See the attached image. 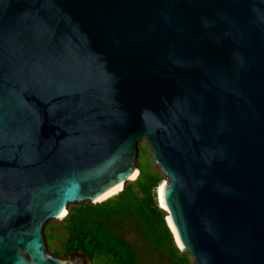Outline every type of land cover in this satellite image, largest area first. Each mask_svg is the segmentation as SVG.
Segmentation results:
<instances>
[{
    "label": "water",
    "instance_id": "95a60500",
    "mask_svg": "<svg viewBox=\"0 0 264 264\" xmlns=\"http://www.w3.org/2000/svg\"><path fill=\"white\" fill-rule=\"evenodd\" d=\"M141 140L193 264H264V0H0V264H90L44 226Z\"/></svg>",
    "mask_w": 264,
    "mask_h": 264
},
{
    "label": "rangeland",
    "instance_id": "374dc122",
    "mask_svg": "<svg viewBox=\"0 0 264 264\" xmlns=\"http://www.w3.org/2000/svg\"><path fill=\"white\" fill-rule=\"evenodd\" d=\"M136 163L139 169L138 176L128 181L120 191L98 203L70 204L65 217L51 219L45 224V242L50 253L68 258L72 250H79L87 255L90 264H119L111 252L99 246L88 245L87 241L76 234L75 228L77 221L85 216L91 206L113 204L123 195L133 198V205L135 203L147 205L144 218L127 213L110 222L112 231L124 237L133 246L137 264H169L173 260H179L182 264H193L190 255L183 251L177 242L169 226L167 213L157 195L159 186L167 178L155 163L146 140H141L138 144ZM150 221L158 225L160 237L165 235L163 244L157 242L155 236L157 232ZM166 227L172 233V240L166 236Z\"/></svg>",
    "mask_w": 264,
    "mask_h": 264
},
{
    "label": "trees",
    "instance_id": "16d2710c",
    "mask_svg": "<svg viewBox=\"0 0 264 264\" xmlns=\"http://www.w3.org/2000/svg\"><path fill=\"white\" fill-rule=\"evenodd\" d=\"M131 197L120 196L119 200L113 204L91 206L85 216L81 217L77 223L75 232L81 239L87 241L90 246H99L111 252L118 260L119 264H137V255L133 246L121 235L115 233L110 228V222L118 217H123L127 213H132L138 218H144L147 205L135 203ZM151 226L156 230V240L163 244L165 235H159L158 225L150 221ZM166 236L172 240V233L166 227ZM73 253L71 257L75 256ZM169 264H182L179 260H173Z\"/></svg>",
    "mask_w": 264,
    "mask_h": 264
},
{
    "label": "bare ground",
    "instance_id": "6f19581e",
    "mask_svg": "<svg viewBox=\"0 0 264 264\" xmlns=\"http://www.w3.org/2000/svg\"><path fill=\"white\" fill-rule=\"evenodd\" d=\"M138 174H139V173L137 172V173L135 174V176H134L133 178H131V179H135V178L138 176ZM164 182H165V181H163V183H164ZM163 183H161V185L159 186V189H158V196H159V200H160L161 204H162V201H161V188H162ZM122 188H123V186H122V187H119V188H117V189H115L114 191L108 193L107 195L101 197L100 199H98V200H96V201H97V202H98V201H102V200H104V199L110 197L111 195L117 193V192L120 191ZM162 206H163V204H162ZM163 207H164V206H163ZM66 214H67V211H66V212L64 213V215L61 217V219H62L63 217H65ZM167 220H168V219H167ZM168 223H169V221H168ZM169 226H170V224H169ZM170 228H171V226H170ZM171 230H172V228H171ZM172 231H173V230H172ZM173 233H174V232H173ZM174 235H175V234H174ZM175 238H176V236H175ZM176 240H177V239H176ZM177 242H178V241H177Z\"/></svg>",
    "mask_w": 264,
    "mask_h": 264
},
{
    "label": "flooded vegetation",
    "instance_id": "af4514ba",
    "mask_svg": "<svg viewBox=\"0 0 264 264\" xmlns=\"http://www.w3.org/2000/svg\"><path fill=\"white\" fill-rule=\"evenodd\" d=\"M77 254H75V256H76ZM75 256H73V257H71L70 259H73ZM82 256V255H81ZM84 258V257H83ZM84 260H85V258H84ZM85 264H86V261H85Z\"/></svg>",
    "mask_w": 264,
    "mask_h": 264
}]
</instances>
